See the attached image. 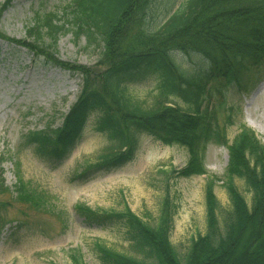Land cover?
Instances as JSON below:
<instances>
[{"label": "trees", "instance_id": "trees-1", "mask_svg": "<svg viewBox=\"0 0 264 264\" xmlns=\"http://www.w3.org/2000/svg\"><path fill=\"white\" fill-rule=\"evenodd\" d=\"M12 1L0 4V18ZM149 2L71 0L60 15L55 11L36 13L25 26L23 40L8 39L0 29V38L46 54L63 67L65 63L42 49L45 36L50 40L43 45L47 48L54 47L59 35L71 32L76 38H87L88 44L99 40L105 49V68L94 79H90L89 67L68 65L84 75L78 97L60 126L51 128L48 124L45 129L28 131L25 145H32L43 157L60 160L80 138L89 115L97 112L96 128L105 133L109 144L77 177L129 161L136 135L141 132L164 144L184 146L188 159L173 172L191 176L205 173V146L211 140L220 141L228 152L225 174L230 209L220 219L219 205L208 183L205 232L192 239L183 255L169 240L172 212L167 199L154 224L129 208L110 212L79 205V210L89 220H123L132 245L146 256L127 255L96 242L94 249L102 264H264V146L254 131L243 125L228 143L225 128L218 127L216 119V113L223 109L226 122L231 123L227 89L248 92L264 74V0H185L159 28L146 32L142 25ZM177 50L200 54L210 64L208 70L188 73L172 57ZM147 76L158 77L159 83L152 103L143 106L132 99L126 86ZM213 95L217 96L215 103L209 101ZM172 97L184 106L173 103ZM235 179L245 183L251 193L249 202ZM19 183L15 198L21 204L43 205L41 195Z\"/></svg>", "mask_w": 264, "mask_h": 264}, {"label": "rangeland", "instance_id": "rangeland-1", "mask_svg": "<svg viewBox=\"0 0 264 264\" xmlns=\"http://www.w3.org/2000/svg\"><path fill=\"white\" fill-rule=\"evenodd\" d=\"M70 1L13 0L1 15L0 29L8 39L23 40L25 26L36 13L55 11L60 15ZM184 1L150 0L143 29L152 32L159 28ZM8 39L0 38V264H102L94 249L96 242L127 255L146 257L132 245L123 220L86 219L79 205L110 212L129 208L154 224L167 199L172 212L169 240L180 255L186 253L192 239L205 232L208 183L212 184L222 219L230 209V201L225 174L228 152L220 141L206 144L205 173L191 176L173 172L188 159L184 146L164 144L141 132L136 135V148L129 161L75 177L109 144L105 133L96 128L97 112L89 115L80 138L60 160L43 157L32 145H25L28 131L45 129L48 124L51 128L60 126L79 95L84 75L68 65L89 67V77L94 79L105 68V49L101 41L88 44L87 38H76L71 32L59 35L54 47L47 48L44 46L50 40L45 36L42 49L65 63L63 67L48 55ZM172 57L192 74H202L210 66L206 58L194 52L177 50ZM158 83V77L147 76L127 82L126 89L133 100L149 106ZM261 85L264 74L248 92L234 88L225 91L231 123L226 122L223 109L216 113V119L218 127L224 126L229 141L243 125L253 130L264 146V87L254 94ZM216 100V95L209 99L212 103ZM172 101L184 106L177 97ZM20 181L41 195L43 205L28 207L15 198ZM234 183L249 202L251 193L245 183L240 179Z\"/></svg>", "mask_w": 264, "mask_h": 264}, {"label": "bare ground", "instance_id": "bare-ground-1", "mask_svg": "<svg viewBox=\"0 0 264 264\" xmlns=\"http://www.w3.org/2000/svg\"><path fill=\"white\" fill-rule=\"evenodd\" d=\"M263 85H261V87H259V89L258 90H256L255 92H254V94L256 95V94H258L262 89H263Z\"/></svg>", "mask_w": 264, "mask_h": 264}]
</instances>
